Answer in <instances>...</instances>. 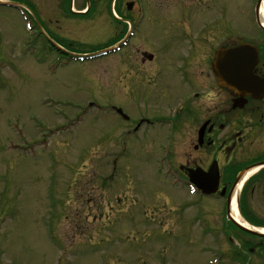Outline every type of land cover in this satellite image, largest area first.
<instances>
[{
    "label": "rangeland",
    "instance_id": "rangeland-1",
    "mask_svg": "<svg viewBox=\"0 0 264 264\" xmlns=\"http://www.w3.org/2000/svg\"><path fill=\"white\" fill-rule=\"evenodd\" d=\"M14 1L28 6L35 29L15 8L0 6V264H210L219 252L215 230L221 264H237L230 245L246 235L229 242L223 200L192 205L197 198L170 187L156 163L162 141L148 151L146 141L131 139L124 150L116 117L85 116L72 127L67 120L89 100L106 105L126 95L135 38L120 53L66 64L53 48L108 47L116 40L108 19L63 33L57 16L63 8L54 0ZM195 5L188 1L189 21L230 22L225 28L236 35L253 29L247 0L229 8ZM96 9L110 15L109 8ZM161 9L168 20L175 8ZM150 20L147 13L140 28L151 50L158 33L149 32Z\"/></svg>",
    "mask_w": 264,
    "mask_h": 264
},
{
    "label": "flooded vegetation",
    "instance_id": "flooded-vegetation-1",
    "mask_svg": "<svg viewBox=\"0 0 264 264\" xmlns=\"http://www.w3.org/2000/svg\"><path fill=\"white\" fill-rule=\"evenodd\" d=\"M188 1L54 0V3L55 8H63L57 15L64 22L60 31L70 32L67 27L74 23L81 28L87 24L103 25L108 19L113 26L111 34L119 37L126 22L136 21L142 2L145 16L149 13L151 19L149 32L158 33V40L150 50L146 47V29L135 36L132 80L126 95L123 92L119 95L122 104H130L129 118L122 117L119 134L139 143L146 141L148 151H153L162 141L156 151L168 152L179 180L189 187L192 173H206L216 163L220 182L214 196H220V191L226 188V196L221 197L225 211L227 197L239 173H247L243 192L238 196V208L249 218L264 222V27L260 26L259 2L247 0L254 26L244 30V35H236L230 27L225 28L230 22L188 21ZM195 1L196 8H229L235 3V0H210L212 4ZM152 5L175 9L168 20H163L164 10L151 8ZM71 8L86 9L90 15L79 20L71 15ZM96 8H109L110 15L99 14ZM152 9L156 10V17ZM243 43L248 47L239 74L247 76L251 91L240 94L235 87L218 84L212 65L219 48ZM147 52L152 53L151 58ZM251 76L255 78L254 87ZM199 192L196 191L201 195ZM245 242L252 244L245 246L248 252L258 251L259 262L264 264V237H249ZM243 244H240L242 250Z\"/></svg>",
    "mask_w": 264,
    "mask_h": 264
},
{
    "label": "water",
    "instance_id": "water-1",
    "mask_svg": "<svg viewBox=\"0 0 264 264\" xmlns=\"http://www.w3.org/2000/svg\"><path fill=\"white\" fill-rule=\"evenodd\" d=\"M240 51H236V54L234 55V57L236 58H240ZM233 56V54H230V51H220L217 54V62L220 63V70H218L217 73V77L220 81L221 85L224 86H230L233 83L235 85H244L245 84V77L242 75H238V74H233L230 71L231 66H225V68H223L222 63H226L229 59V57ZM238 60L236 61L237 64ZM241 63V61H240ZM230 65V64H229ZM238 65V64H237ZM201 180V181H200ZM193 181L199 186L201 187L204 192L206 193H214L217 190L218 187V183H219V175L218 172L215 170H211L208 175H206L204 178H193ZM223 194V193H222ZM242 227V226H241ZM243 229L248 230L247 228L242 227ZM250 231V230H248ZM253 233H256L255 231H251Z\"/></svg>",
    "mask_w": 264,
    "mask_h": 264
},
{
    "label": "bare ground",
    "instance_id": "bare-ground-1",
    "mask_svg": "<svg viewBox=\"0 0 264 264\" xmlns=\"http://www.w3.org/2000/svg\"><path fill=\"white\" fill-rule=\"evenodd\" d=\"M262 11H263L262 15L264 17V1H263V5H262ZM231 210H232V214H233V216H234V218H235V220L237 222L241 223L242 225H244L246 227H251V225H249L245 220H243L239 216L238 211H237V208H236V204H235V197H234V199L232 201V208H231ZM262 231H264V229H262ZM222 261H223V259H221L217 264H221Z\"/></svg>",
    "mask_w": 264,
    "mask_h": 264
}]
</instances>
